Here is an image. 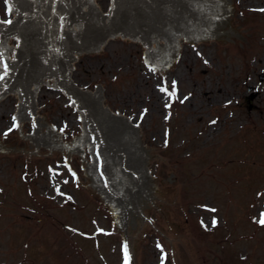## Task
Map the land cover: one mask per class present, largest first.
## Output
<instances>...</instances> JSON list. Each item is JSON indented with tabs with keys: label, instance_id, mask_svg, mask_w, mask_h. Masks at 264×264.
<instances>
[{
	"label": "rangeland",
	"instance_id": "1",
	"mask_svg": "<svg viewBox=\"0 0 264 264\" xmlns=\"http://www.w3.org/2000/svg\"><path fill=\"white\" fill-rule=\"evenodd\" d=\"M4 3L0 21L15 14ZM260 9L264 0H228V27L238 37L177 38L166 70L155 72L143 61L144 50L163 45L152 35L151 44L141 46L106 38L103 49L70 62L71 82L93 93L100 84L102 107L128 116L153 152L147 162L152 193L134 227L115 226L98 186L83 177L86 146L82 154L41 147L30 152V138L19 137L30 120L5 138L24 101L11 92L1 97L0 144L20 152H0V264H264ZM173 81L174 96L160 91L171 93ZM48 82L37 86L34 116L51 124L60 144L70 143L79 134L81 112L58 86L47 89Z\"/></svg>",
	"mask_w": 264,
	"mask_h": 264
},
{
	"label": "water",
	"instance_id": "2",
	"mask_svg": "<svg viewBox=\"0 0 264 264\" xmlns=\"http://www.w3.org/2000/svg\"><path fill=\"white\" fill-rule=\"evenodd\" d=\"M11 1L4 7L13 5L19 11L13 30L19 44L10 32L12 27L0 25V53L9 69L0 81V97L9 88L22 94L27 113L20 109L13 116L17 123L30 120L31 127L19 137L30 138V152L41 147L82 154L80 146H86L83 177H89V186H98L97 193L111 208L115 226H136L134 220H143L142 206H148L152 193L147 162L153 152L141 144L137 124H128V116H117V110L114 116L102 109L100 96L94 95H100V84H95L93 93L71 82L70 58L103 49V38L137 40L141 46L151 44L148 35H152L160 37L163 45L144 50L143 61L155 66V72L166 70L178 50L177 38L207 42L238 37L228 27V0ZM67 16L66 31L75 36L71 45L63 33ZM15 46L17 60L9 66L15 60ZM45 78H49L47 89L58 86L74 111L81 112L79 134L70 143L60 144L59 136L51 133V124H43V116H34L37 86ZM0 152H20V147L0 144Z\"/></svg>",
	"mask_w": 264,
	"mask_h": 264
},
{
	"label": "snow or ice",
	"instance_id": "3",
	"mask_svg": "<svg viewBox=\"0 0 264 264\" xmlns=\"http://www.w3.org/2000/svg\"><path fill=\"white\" fill-rule=\"evenodd\" d=\"M5 2L7 3L8 0H5ZM260 11L264 12V9H260ZM7 12H8L9 14H11V13H12V8L9 7V8L7 9ZM106 15H107V13H106ZM12 22H13V21L9 19V20H7V21H0V24H2V23H8V24H11ZM0 70H2V72H3V74L0 75V81H3L4 78H5V76H6L7 73H8V70H9V69H8V65H7V63H5V62L3 61L2 53H0ZM171 87H172V89H173V91H172L171 93H168V89H167V87H161V88H160V91H161V92H164V93H167L169 96H174V95H175V87H176V82H175V81L172 82ZM185 99H187V97H185ZM168 106H170V105L166 104V107H168ZM213 123H215V122L213 121ZM18 126H19V125H18V123H17V117H16V116H13V117H12V125H11V127H9L6 131H4L3 136L6 138V137L8 136V134H9L10 132H12L14 129H16ZM165 143L167 144V141H165ZM65 183H67V181H65ZM57 191L59 192L58 189H57ZM69 199H71V198L69 197ZM259 223H260L262 226H264V214H262V217H261V219L259 220ZM216 226H217V221H216V219H213V221H212V227H216ZM157 247H161V246L158 244ZM126 249H127V245H125V251H126ZM161 250H162V249H161Z\"/></svg>",
	"mask_w": 264,
	"mask_h": 264
},
{
	"label": "bare ground",
	"instance_id": "4",
	"mask_svg": "<svg viewBox=\"0 0 264 264\" xmlns=\"http://www.w3.org/2000/svg\"><path fill=\"white\" fill-rule=\"evenodd\" d=\"M104 41H106V38H103V43H104ZM73 58H75V57H73ZM10 92L16 94L17 96H19V98L23 99L21 92H19V91H12V90ZM22 109H23L24 112H27L26 111V108H25L24 102H23V105H22Z\"/></svg>",
	"mask_w": 264,
	"mask_h": 264
}]
</instances>
